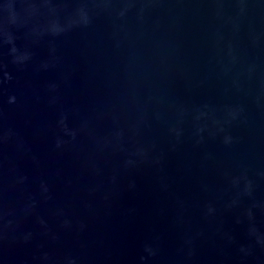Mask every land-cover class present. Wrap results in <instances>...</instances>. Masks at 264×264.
I'll use <instances>...</instances> for the list:
<instances>
[{"label": "water", "instance_id": "water-1", "mask_svg": "<svg viewBox=\"0 0 264 264\" xmlns=\"http://www.w3.org/2000/svg\"><path fill=\"white\" fill-rule=\"evenodd\" d=\"M0 264H264V0H0Z\"/></svg>", "mask_w": 264, "mask_h": 264}]
</instances>
